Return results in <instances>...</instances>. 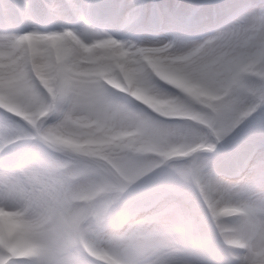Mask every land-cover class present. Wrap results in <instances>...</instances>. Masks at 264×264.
<instances>
[{"label": "clouds", "instance_id": "clouds-1", "mask_svg": "<svg viewBox=\"0 0 264 264\" xmlns=\"http://www.w3.org/2000/svg\"><path fill=\"white\" fill-rule=\"evenodd\" d=\"M0 264H264V0H0Z\"/></svg>", "mask_w": 264, "mask_h": 264}]
</instances>
